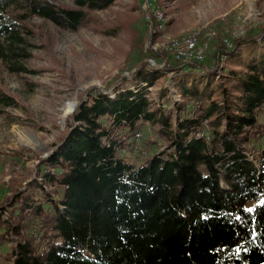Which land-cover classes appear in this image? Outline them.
I'll use <instances>...</instances> for the list:
<instances>
[{"label":"trees","instance_id":"obj_1","mask_svg":"<svg viewBox=\"0 0 264 264\" xmlns=\"http://www.w3.org/2000/svg\"><path fill=\"white\" fill-rule=\"evenodd\" d=\"M71 1L0 0V69L34 73V34L16 11L77 33L119 0ZM207 43L204 61L153 51L164 67L147 60L115 97H81L53 152L0 198L8 264H264V26ZM169 75L180 102L169 86L151 96ZM20 108L0 82V109ZM145 130L162 151L137 167L120 152Z\"/></svg>","mask_w":264,"mask_h":264},{"label":"rangeland","instance_id":"obj_2","mask_svg":"<svg viewBox=\"0 0 264 264\" xmlns=\"http://www.w3.org/2000/svg\"><path fill=\"white\" fill-rule=\"evenodd\" d=\"M47 1L73 6L71 0ZM143 1L119 0L107 11L96 12L89 27L77 33L61 31L51 21L34 18L24 9L16 11L24 15L33 31L36 53L30 62L34 73L27 75L26 81L0 69V82L21 104L18 110L0 109V198L9 196L13 178L30 177L39 158L53 152L51 145L61 137L67 118L90 89L98 87L115 97L116 89L135 77L140 64L149 60L156 68L164 67L165 62L151 55L154 51L171 59L167 51L171 41L197 33L199 44L208 45L205 59L212 52L208 40L221 30L239 38L254 35L264 26V0H156L153 7L164 12L166 24L163 32L155 31L143 17ZM111 30L119 34L106 36ZM158 32L161 34L151 43L150 36ZM168 86L174 94L171 100L180 102L171 75L149 88L151 96L157 99ZM152 134L145 130L120 157L139 167L162 151L148 144ZM254 144L255 150L262 145ZM252 207L249 204L247 208ZM2 250L0 264H8Z\"/></svg>","mask_w":264,"mask_h":264},{"label":"built area","instance_id":"obj_3","mask_svg":"<svg viewBox=\"0 0 264 264\" xmlns=\"http://www.w3.org/2000/svg\"><path fill=\"white\" fill-rule=\"evenodd\" d=\"M156 0H144L142 5L143 17H145L146 23L152 27L155 31L163 32L166 24V16L161 9L153 7ZM156 5V4H155ZM171 46L170 51L172 58L179 61H204V53L208 48L201 46L198 40V34L189 36L187 38H181V40H174L169 43ZM253 158V157H252Z\"/></svg>","mask_w":264,"mask_h":264}]
</instances>
